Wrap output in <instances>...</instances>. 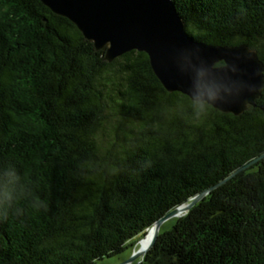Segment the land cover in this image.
Instances as JSON below:
<instances>
[{
	"label": "trees",
	"instance_id": "1",
	"mask_svg": "<svg viewBox=\"0 0 264 264\" xmlns=\"http://www.w3.org/2000/svg\"><path fill=\"white\" fill-rule=\"evenodd\" d=\"M173 1L264 62V0ZM261 106L264 86L240 115L167 91L146 52L108 61L41 0H0V264H98L209 189L132 264H264Z\"/></svg>",
	"mask_w": 264,
	"mask_h": 264
},
{
	"label": "water",
	"instance_id": "2",
	"mask_svg": "<svg viewBox=\"0 0 264 264\" xmlns=\"http://www.w3.org/2000/svg\"><path fill=\"white\" fill-rule=\"evenodd\" d=\"M41 1L54 13L70 19L96 49L104 50L108 61L131 50L146 52L154 73L167 91L181 92L192 100L205 101L235 115L242 114L249 105H256L261 95L264 62L257 50L244 43L215 45L196 39L188 32L173 0ZM263 157L264 153L253 162ZM209 191L157 220L145 234L150 235L146 248L133 249L131 256L118 264H132L143 257L154 246L161 225L179 216L178 209L182 214L189 211Z\"/></svg>",
	"mask_w": 264,
	"mask_h": 264
},
{
	"label": "rangeland",
	"instance_id": "3",
	"mask_svg": "<svg viewBox=\"0 0 264 264\" xmlns=\"http://www.w3.org/2000/svg\"><path fill=\"white\" fill-rule=\"evenodd\" d=\"M182 215L183 214H181L179 216H173V217L167 219L161 225V231L164 232V231L170 230L173 227V225L175 224L177 218L181 217ZM136 246H137V244L134 245L133 247H128L127 249H125L120 254H117V255H114L111 257H105L104 259L100 260L98 264H118V263H121L131 256V253L133 252V249L136 248Z\"/></svg>",
	"mask_w": 264,
	"mask_h": 264
},
{
	"label": "bare ground",
	"instance_id": "4",
	"mask_svg": "<svg viewBox=\"0 0 264 264\" xmlns=\"http://www.w3.org/2000/svg\"><path fill=\"white\" fill-rule=\"evenodd\" d=\"M178 214L181 215L182 212H181V209H178ZM149 239H150V235H145L143 238L140 239L139 241V247L142 246V248H146L148 242H149Z\"/></svg>",
	"mask_w": 264,
	"mask_h": 264
}]
</instances>
